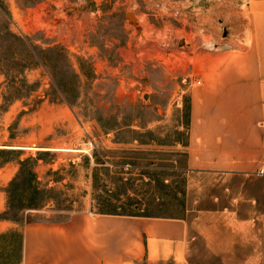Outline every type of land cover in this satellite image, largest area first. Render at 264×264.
<instances>
[{"label":"rangeland","instance_id":"rangeland-1","mask_svg":"<svg viewBox=\"0 0 264 264\" xmlns=\"http://www.w3.org/2000/svg\"><path fill=\"white\" fill-rule=\"evenodd\" d=\"M249 14L248 0H0V166L16 167L0 264L21 262L26 222L114 212L184 219V264H264V174L195 173L185 148L190 90L251 43Z\"/></svg>","mask_w":264,"mask_h":264},{"label":"crops","instance_id":"crops-1","mask_svg":"<svg viewBox=\"0 0 264 264\" xmlns=\"http://www.w3.org/2000/svg\"><path fill=\"white\" fill-rule=\"evenodd\" d=\"M248 8L251 43L225 58L208 59L190 90L185 148L188 169L195 173L264 174V0H248ZM15 171L0 166V214ZM13 227L0 220V233ZM21 232L19 264H184L189 235L182 218L87 213L26 224Z\"/></svg>","mask_w":264,"mask_h":264},{"label":"trees","instance_id":"trees-1","mask_svg":"<svg viewBox=\"0 0 264 264\" xmlns=\"http://www.w3.org/2000/svg\"><path fill=\"white\" fill-rule=\"evenodd\" d=\"M186 144H187V142H186ZM185 144V145H186ZM41 153L42 152H48V151H40ZM41 160V158L38 156V157H36V158H33V159H31L30 161H34V164H35V166H37V164H38V162ZM29 162V160H25V161H21L20 162V165H21V167H23L25 164L27 165V163ZM34 174H35V172H34ZM30 209H38V207L36 208V207H33V208H31L30 207ZM99 214H114V215H129V216H141L140 214H133V213H129V214H119V213H99ZM143 216H148V215H143ZM4 217V218H3ZM1 219H8V217H5V216H1L0 217ZM31 222H26L25 224H30Z\"/></svg>","mask_w":264,"mask_h":264},{"label":"water","instance_id":"water-1","mask_svg":"<svg viewBox=\"0 0 264 264\" xmlns=\"http://www.w3.org/2000/svg\"><path fill=\"white\" fill-rule=\"evenodd\" d=\"M127 19H128L129 21H131V23L133 24L134 27L137 26V24H136L137 18H136V16H135V14H133V13L128 14V15H127ZM183 42H184V41H182V43H180V44H183Z\"/></svg>","mask_w":264,"mask_h":264},{"label":"built area","instance_id":"built-area-1","mask_svg":"<svg viewBox=\"0 0 264 264\" xmlns=\"http://www.w3.org/2000/svg\"><path fill=\"white\" fill-rule=\"evenodd\" d=\"M198 83H200V82H198ZM261 173H263V172L261 171Z\"/></svg>","mask_w":264,"mask_h":264},{"label":"bare ground","instance_id":"bare-ground-1","mask_svg":"<svg viewBox=\"0 0 264 264\" xmlns=\"http://www.w3.org/2000/svg\"><path fill=\"white\" fill-rule=\"evenodd\" d=\"M141 22V21H140Z\"/></svg>","mask_w":264,"mask_h":264}]
</instances>
